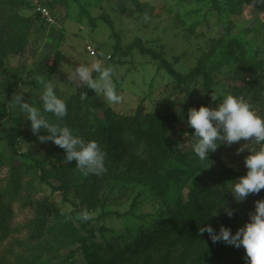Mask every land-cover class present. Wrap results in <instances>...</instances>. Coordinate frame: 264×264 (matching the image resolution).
Instances as JSON below:
<instances>
[{"label":"trees","instance_id":"obj_1","mask_svg":"<svg viewBox=\"0 0 264 264\" xmlns=\"http://www.w3.org/2000/svg\"><path fill=\"white\" fill-rule=\"evenodd\" d=\"M133 1L138 10H143L144 6L138 0ZM202 1L207 6V15L215 10L220 13L219 17L226 19L227 14L238 10L243 2ZM7 2H0V86L7 85L11 88L14 80L19 83L26 81L16 74L10 76V71L3 66L4 59L8 53H17L18 49L23 48L22 38L27 36L32 23L41 19L37 13H32L29 18L22 19L23 22H18L16 12L7 13L4 4L26 9L31 8V3L28 0ZM46 3L52 9L57 5L67 6L69 2L47 0ZM200 9L198 7L192 11L198 12ZM175 17L180 21L179 13H175ZM90 19L92 25H95L94 20L97 18ZM194 27L195 24L191 25L189 30ZM231 46L239 49L241 56L240 64L231 74L233 83L230 92L242 96L258 114L264 115V59L245 57L241 44L232 42ZM127 48L128 50L122 48L120 41H117L104 64L109 66L117 54L125 57L129 51L137 49L141 55L149 56L153 63L165 68L173 77L175 87L191 81L195 75H201L206 99L200 100L197 107L201 104L214 107L212 94H215V90L212 87L211 69L204 70L198 66L189 72H181L161 53L147 47L138 38ZM119 59L120 62L123 61L122 58ZM175 60L177 57L174 62ZM81 92L88 95L86 99H80ZM67 105L68 115L62 123L84 139H95L100 143L106 152L107 171L101 175L85 176L76 169L75 161H64L65 153L60 148L58 151L53 150V155L59 162L51 164V168L45 169L33 159L34 165L39 169L38 181L26 182V164L16 165L9 158V171L7 175L0 177V248L3 247L0 250V264H229L225 259L232 252L230 244L223 241L213 243L206 232L200 234L199 228L211 225L218 232L223 225L234 232L235 226L250 211H254V202L264 199V190H261L237 203L227 190L229 181L246 172L244 157L248 152L245 150L237 154L243 140L231 146L221 143L215 152L209 153L211 167L204 169L203 165L207 162L200 161L192 151L195 140L193 130L188 127L176 138L171 136L170 133L180 122L179 115L173 111H150L140 104L133 114L118 116L85 85L67 97ZM39 107L42 109L41 104ZM99 108L102 110L101 117L98 114ZM43 115L50 122H57L56 118H50L51 113ZM40 134L46 133L41 130ZM16 138L15 134H7V144L13 154L18 151L15 147ZM21 156L31 158L28 153H21ZM2 158L5 156L0 160ZM48 177L57 180L59 184L51 185ZM109 181H122L126 185L135 182L148 187L158 202L153 206L154 213L136 215L135 226L126 225L118 230L105 222L104 213L96 217L97 220H102L96 230L91 228L92 219L87 222L77 219L82 210L106 205L109 196L102 194V190L103 184ZM44 184L49 185L53 192L61 189L63 192L74 190L79 201L74 203L75 208L70 212L73 214L72 218L61 211H52V204L46 202V198L36 200L32 197ZM185 188L187 192L183 197ZM13 203H18L19 209L28 208L32 212V218L17 228L8 226ZM224 207L233 210L231 217L225 214ZM215 210L218 215L212 214ZM23 229L28 235L23 240L9 237L14 230L19 233ZM95 231H98L99 240ZM4 240L8 242L3 246ZM12 240L15 246L21 248L17 249L18 253L11 246ZM25 250L26 253L31 251V255L24 256ZM51 252L52 261L43 263L40 257L43 253L50 256ZM76 255L80 258H76ZM236 264H247V257Z\"/></svg>","mask_w":264,"mask_h":264},{"label":"rangeland","instance_id":"obj_2","mask_svg":"<svg viewBox=\"0 0 264 264\" xmlns=\"http://www.w3.org/2000/svg\"><path fill=\"white\" fill-rule=\"evenodd\" d=\"M2 1L8 3V0H0ZM44 1L46 3L47 0ZM138 1L144 6L143 10H138L133 0H68L67 6L57 5L52 8L63 20L61 28H53L37 20L32 23L27 36L22 38L23 48L18 49L17 53H8L3 66L10 71V76L16 74L26 83L12 80L11 88L7 85L0 86V158L5 156L0 160V177L7 175L9 171L7 167L9 158H12V162L14 161L16 165L26 164V182L38 181L39 169L34 165L33 159L45 169L59 162L53 155V150L58 151L60 147L54 143H41L38 140L37 135L32 133L30 121L26 119L25 114L11 106L13 94L22 92L26 101L39 107L43 82L53 77L57 79L55 83L58 95L69 97L75 94L76 91L69 84L67 72L81 62L106 63V58L112 54L113 44L117 41H120L122 48L128 50V45L138 38L147 47L161 53L173 63V67L184 73L198 66L204 70L211 69L212 87L215 93L218 90L231 93L230 86L233 83L231 74L240 64L241 56L239 49L230 47L232 42L242 45L245 57L264 59V5L255 3V0H243L238 10L227 14V19L219 17L220 13L215 10L207 15V6L202 0ZM5 4L7 13L16 12L18 22H23L22 19L29 18L34 13L31 8L17 9ZM198 7L201 8L200 11H192ZM130 10L132 12H129ZM175 13H179L180 21L176 19ZM145 16L148 17L147 20ZM90 17L97 18L94 20L95 25H92ZM193 24H195L194 29L189 30ZM87 44H91L96 49L95 55L86 51ZM175 57L177 60L174 62ZM115 58L109 66L114 68L113 80L122 96V102L109 104L99 96L107 107L118 116L133 114L140 104L150 111H173L180 118V122L170 133L174 138L179 136L183 129L189 127L188 110L197 107L200 100L206 99L201 75H195L191 81L175 87L173 77L165 68L153 63L149 56L141 55L137 49L129 51L125 57L117 54ZM119 58L123 61L120 62ZM262 91L264 93V88ZM98 114L101 117V108L98 109ZM50 118L55 117L50 115ZM9 133L17 136L16 154H13L8 147ZM21 153H28L32 159L21 156ZM203 167L204 169L211 167L210 162L208 166L205 163ZM48 181L51 185L59 184L51 177ZM102 192L109 196L106 205L102 208L96 205L94 209L87 210L92 215L90 225L94 230L102 224V220L96 218L101 213L105 215V222L118 230L126 225L135 226L136 215L154 213L153 206L158 203L148 187L135 182L126 185L122 181H109L103 184ZM186 192L187 188L184 189L183 197L186 196ZM32 197L36 200L46 198V202L52 204V211H61L67 214L68 218L73 217L70 212L75 208L74 203L79 201L73 189L67 192H63L62 189L53 192L46 184L32 194ZM12 208L13 213L8 220V226L11 228L20 227L32 218L30 209H19L18 203H13ZM250 213L251 211L239 225L235 226V231L249 220ZM23 230L19 233L14 230L9 237L14 236L23 240L28 237L27 231ZM95 233L99 240L98 231ZM7 242L8 240H4L3 246ZM32 243L36 244L35 241ZM11 246L15 253L19 252L17 249H21L14 243ZM230 248L232 252L226 255L227 263L236 264L237 261L246 258L243 248L232 245ZM23 253L26 257L31 255V251L26 253L25 250ZM52 255V252L50 256L43 253L40 259L43 263H49L52 261ZM76 258L80 257L76 255Z\"/></svg>","mask_w":264,"mask_h":264},{"label":"clouds","instance_id":"obj_3","mask_svg":"<svg viewBox=\"0 0 264 264\" xmlns=\"http://www.w3.org/2000/svg\"><path fill=\"white\" fill-rule=\"evenodd\" d=\"M255 3L264 5V0H255ZM67 73L73 90L85 85L109 104L122 102V96L113 80L112 66L102 61L91 64L81 62ZM55 81L57 79L53 77L43 82L40 96L42 109L26 101L22 92L13 94L11 106L25 114L30 121L32 133L37 135L41 143L51 141L64 150L63 159L66 163L75 161L76 169L85 176L105 173L106 152L100 143L95 139H84L62 123L68 115L67 97L57 94ZM87 96L81 92L80 99L84 100ZM212 100L216 102L215 107L201 104L188 110L187 123L195 138L192 151L200 161H206L208 166L209 153L215 152L221 143L231 146L244 141L237 149V154L247 150L248 155L244 157L246 172L229 181L227 187L234 201L239 203L250 194L264 190V115L258 114L242 96L232 93L218 90L212 94ZM43 113H51L57 122H50ZM41 130L46 134H40ZM224 212L229 217L233 215L230 208L224 207ZM212 214L218 215V212L215 210ZM77 219L87 222L92 219V215L85 209L78 213ZM199 232L201 235L206 232L213 243L223 241L236 248L243 247L247 264H264V199L254 202V211L249 214V220L235 232L223 225L218 232L211 225L200 227Z\"/></svg>","mask_w":264,"mask_h":264},{"label":"built area","instance_id":"obj_4","mask_svg":"<svg viewBox=\"0 0 264 264\" xmlns=\"http://www.w3.org/2000/svg\"><path fill=\"white\" fill-rule=\"evenodd\" d=\"M31 3V8L34 13H37L41 21L46 23L50 27L61 28L62 18L58 16L44 0H28ZM86 50L91 55L96 54V50L90 44L86 45Z\"/></svg>","mask_w":264,"mask_h":264}]
</instances>
